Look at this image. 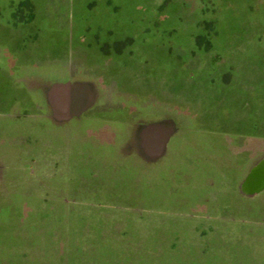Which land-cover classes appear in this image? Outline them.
<instances>
[{
    "label": "rangeland",
    "instance_id": "374dc122",
    "mask_svg": "<svg viewBox=\"0 0 264 264\" xmlns=\"http://www.w3.org/2000/svg\"><path fill=\"white\" fill-rule=\"evenodd\" d=\"M42 5L52 6L50 21L62 32L73 23L78 34L85 21L88 38L98 32L104 51L106 40H118L112 48L124 57L132 50L136 70L155 78L147 101L141 98L159 108L148 116L180 114L182 136L178 153L139 167L135 158L103 154L100 140L80 148L84 134L77 128L72 140L68 129L27 115L23 104H0V264H264V191L244 198L218 181L219 203L207 206L201 202L208 185L198 172L209 154L221 166L241 163L230 154L238 143L232 125L223 122L232 121L234 107L243 109L242 101L220 104L217 98L224 87L264 91V0H42ZM127 36L134 42L125 47ZM114 68L108 79L112 90ZM180 77L184 104L165 109L169 103L158 88L166 81L174 91ZM210 79L217 100L208 104L204 96L198 104L196 91L208 90ZM212 109L216 122L205 117ZM42 150L61 154L35 168L30 161ZM213 171L224 177L222 169ZM231 197L235 204L228 202Z\"/></svg>",
    "mask_w": 264,
    "mask_h": 264
},
{
    "label": "crops",
    "instance_id": "0c3cea01",
    "mask_svg": "<svg viewBox=\"0 0 264 264\" xmlns=\"http://www.w3.org/2000/svg\"><path fill=\"white\" fill-rule=\"evenodd\" d=\"M31 1L34 16L27 20L29 9L20 5L23 0H0V104L19 102L24 109L30 110L26 111L27 115L41 116L53 126L68 129L72 140H77L73 138L74 128H77L84 134L78 138L83 142L80 148L93 139L100 140L103 154L122 160L135 158L139 167L150 166L161 158L168 159L173 152L178 153L177 142L182 136L180 114L165 112L154 118L148 116L158 108L144 102L155 78L145 69L136 70L132 50H128L124 57L123 52L119 55L116 46L112 48L118 40H106L108 49L104 51L103 43L96 39L98 32L93 40L88 38L90 26L85 21L80 24L78 34H75L73 23L62 32L58 22L50 21L52 6L45 8L42 0ZM126 38L130 42H125V47L132 45L134 39ZM176 63H173L175 68ZM113 67L116 70V80H113L116 87L112 90L110 86L113 83L108 79ZM209 74L212 77V73ZM223 82L229 84L227 79ZM174 86L172 91L171 84L165 81L158 88L164 102L169 103L165 109L168 106L180 109L178 104H184L181 77ZM202 89L196 91L198 104L205 96L208 104L217 99L220 104L224 100H240L243 109L234 107L232 121L223 122L232 125L229 130L235 133L238 143L233 145L234 150L230 154L241 159L242 164L221 166L214 154H209L206 169L198 168V172L205 175L203 185H208L201 203L207 206L219 203L218 181L227 190L231 189L244 198L260 195L264 191V91L261 94L249 91L248 94L244 89L238 92L224 87L219 92L222 96L216 99L213 79H210L208 90ZM238 96L242 97L237 99ZM172 97L175 98L173 106ZM198 104L197 109L200 108ZM208 111L205 117L216 122L213 109ZM239 125L242 130L237 128ZM60 152L38 151L36 159L30 163L35 168H43L50 159H57ZM216 168L223 170L224 177L217 176V171H213ZM227 190L225 195H228ZM228 202L236 203L234 197Z\"/></svg>",
    "mask_w": 264,
    "mask_h": 264
},
{
    "label": "trees",
    "instance_id": "16d2710c",
    "mask_svg": "<svg viewBox=\"0 0 264 264\" xmlns=\"http://www.w3.org/2000/svg\"><path fill=\"white\" fill-rule=\"evenodd\" d=\"M21 6H23V8H27L29 9V14H28V17H27V20H31L34 16V5H33V2L31 0H23V2H21L20 4ZM209 30L212 34H216L217 31H216V27H215V23L214 22H211L209 24Z\"/></svg>",
    "mask_w": 264,
    "mask_h": 264
}]
</instances>
